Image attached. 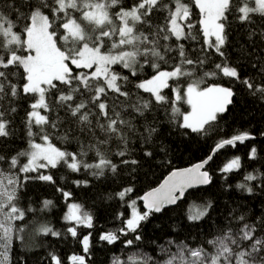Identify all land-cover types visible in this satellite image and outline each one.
<instances>
[{
	"label": "trees",
	"instance_id": "1",
	"mask_svg": "<svg viewBox=\"0 0 264 264\" xmlns=\"http://www.w3.org/2000/svg\"><path fill=\"white\" fill-rule=\"evenodd\" d=\"M85 1H102L108 19L97 24L81 17ZM142 1L77 0L63 10L57 0H0V17L22 38L35 11L46 16L55 44L70 57L82 42L105 52H135L134 69L110 65L113 89L92 75V67L70 63L66 78L44 89V121L33 123L37 94L25 89L26 70L11 60L29 51L0 36V264H201L222 246L230 264H264V12L242 17L240 8L253 0H229L217 50L206 42L194 0ZM178 2L186 6L180 38L169 26ZM134 7V38L119 45L117 13ZM68 17L79 22L83 39L67 34ZM225 66L235 75L224 73ZM174 69L179 76L159 98L139 86ZM191 84L230 90L225 109L197 130L182 124L189 107L174 95ZM44 137L73 155L77 167L62 159L23 171L30 141ZM210 154L206 186L160 212L143 208L142 193L168 171ZM231 157L237 161L227 169ZM131 201L141 212L133 228L126 225ZM72 202L89 223L69 216ZM73 255L83 259L70 261Z\"/></svg>",
	"mask_w": 264,
	"mask_h": 264
},
{
	"label": "rangeland",
	"instance_id": "2",
	"mask_svg": "<svg viewBox=\"0 0 264 264\" xmlns=\"http://www.w3.org/2000/svg\"><path fill=\"white\" fill-rule=\"evenodd\" d=\"M152 0H145L143 2ZM201 11V26L205 35L206 42L212 45L215 49L220 50L223 45L222 23L221 17L229 0H194ZM60 9L65 7H76L77 0H57ZM80 5L85 8L83 18L95 21L97 24L108 19V13L105 4L102 1L81 2ZM241 9L242 17H245L250 11H263L264 0H253V5L244 4ZM169 22L170 30L177 38L183 36V22L186 17V6L182 3H177ZM108 15V16H107ZM120 19L119 40L117 43L129 44L134 38L132 34L133 22L138 18L137 7L129 10H121L117 13ZM67 34L76 39H83L84 32L75 19L68 17L64 23ZM46 16L35 11L32 15L31 22L26 29L24 38L14 32L9 23L0 17V36L4 38L7 44H23L29 51L26 55L12 54L11 60L20 62L26 70L27 82L25 89L33 91L37 94V99L32 103L30 111V119L33 123H42L45 115L42 110L44 108V89L51 81L55 79H65L70 63L79 67H92V75L100 76L104 79L108 88H116L115 75L111 72L110 65L114 62H122L124 65L134 69L135 52L132 49H123L116 52H105L100 50L98 46H90L86 42H82L80 48L68 56L65 49H60L55 44L53 34L50 31ZM171 33V34H172ZM117 43L115 44L117 46ZM69 61V62H68ZM223 72L229 75H235V70L232 67L225 66ZM179 76V70H162L149 78L139 82V86L152 92L156 98L160 97L161 89L167 85L170 79ZM230 90L221 85H210L206 88H198L195 84L188 85L183 94H180L178 89L174 90L176 99L183 97L188 104L189 110L182 114V124L191 129H200L201 126L208 120L213 119L217 113L225 109L229 99ZM67 156H71L68 159ZM66 160L71 168L77 167V161L73 155L66 151L51 145L46 137L41 142L30 141L27 149L25 162L22 164L23 171L34 170L38 167L52 166L60 160ZM236 158H232L225 164V168L229 169L235 166ZM98 168L99 164L94 165ZM130 216L126 221L129 228L137 225L141 212L138 210L134 201L130 202ZM69 216L77 221L87 223L86 214H82L76 203L72 202L67 207ZM89 223V222H88ZM248 234L244 233L246 238ZM109 237V235H108ZM84 247H87V236L83 238ZM222 246L211 259L202 260L201 264H218V259H221L220 264H230V251ZM240 257V256H239ZM70 261L83 259L82 255H73ZM54 264L58 262L54 261Z\"/></svg>",
	"mask_w": 264,
	"mask_h": 264
},
{
	"label": "water",
	"instance_id": "3",
	"mask_svg": "<svg viewBox=\"0 0 264 264\" xmlns=\"http://www.w3.org/2000/svg\"><path fill=\"white\" fill-rule=\"evenodd\" d=\"M233 140L235 139H230L219 145ZM210 157L211 154L204 160L192 165L168 171L156 186L142 193L141 204L143 208L150 212H160L163 208L176 204L188 190L206 186L210 182V177L204 167Z\"/></svg>",
	"mask_w": 264,
	"mask_h": 264
}]
</instances>
